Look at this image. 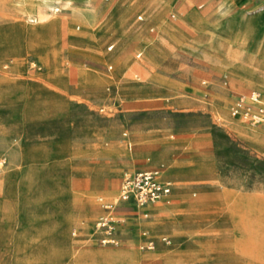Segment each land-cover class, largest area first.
<instances>
[{"label": "rangeland", "instance_id": "1", "mask_svg": "<svg viewBox=\"0 0 264 264\" xmlns=\"http://www.w3.org/2000/svg\"><path fill=\"white\" fill-rule=\"evenodd\" d=\"M259 11L264 0H0V264L21 249L37 264L97 250L128 251L126 264H264V136L233 126L264 123L230 113L264 89L193 17L212 29ZM255 41L232 40L235 57H259ZM154 161L173 180L154 205L168 207L113 212L124 236L94 242L122 179Z\"/></svg>", "mask_w": 264, "mask_h": 264}, {"label": "built area", "instance_id": "2", "mask_svg": "<svg viewBox=\"0 0 264 264\" xmlns=\"http://www.w3.org/2000/svg\"><path fill=\"white\" fill-rule=\"evenodd\" d=\"M139 55L140 53L137 54ZM230 113L251 123H264V102L260 92L251 90L247 94L238 96L230 106ZM172 187V180L163 178L158 169L137 170L124 177L118 190L119 202L112 207L104 204L107 213L100 214L93 223L94 242L101 245L118 244L117 226L120 221L112 214L116 207L127 205L147 217V206L164 200L170 194ZM162 240L169 242L167 236H163ZM149 242L151 245V241Z\"/></svg>", "mask_w": 264, "mask_h": 264}, {"label": "crops", "instance_id": "3", "mask_svg": "<svg viewBox=\"0 0 264 264\" xmlns=\"http://www.w3.org/2000/svg\"><path fill=\"white\" fill-rule=\"evenodd\" d=\"M193 17H194V22L196 23V25H198V27H200V28L207 27V29H209L207 32H199V37L204 35L205 39L208 41L207 43L209 45L213 46L216 44V48L219 49L221 52H224L226 55H229L231 53H232V55L235 53H239V50L235 46V44L232 43L231 41H228L227 38L224 35H222V33L219 30H215V28H214L219 23L224 22L225 18H227V17L220 19L218 21V23L213 26L212 29L208 28V26H206L205 21L203 20L202 17H199L195 13L193 14ZM261 17L264 19V12L261 13ZM260 38H261V41L263 43V48L259 51L260 54L258 53L259 57H255V55H253V54H255L253 51H249L250 53L248 52V55L251 57V59L255 63V70H256L255 73L251 74V78H247V77H244L239 72H237L240 76H242L246 80L248 85H254L256 87L258 84L260 86L264 85V27H262V29H261ZM138 53H140V55H141L142 52L138 51L136 53V56ZM239 66H240V62H237L236 65H232V66L230 65V67L235 71H237L236 69ZM260 94L262 96L261 92H260ZM233 126L235 128H237V130H240L245 135L253 136V135H257V134H260V135L262 134L264 136V127L247 128V127H244L242 125H233ZM153 166H155V161L150 162V163L147 162V163L141 164L140 165L141 168L139 170L150 169ZM174 169H176V167H175V165L172 164L170 166V170L172 171ZM159 171L162 174L163 178L172 180L170 177H168L164 174L167 171H165V170L164 171L159 170ZM172 182H173V180H172ZM172 189H173V187H172ZM154 204L155 203L147 206V211H148L147 217H144L137 210H135L136 217L149 218L151 211H152V207L155 209V213H158L160 215L159 211L156 210V207H158V206L157 205L155 206ZM131 208H133V207H130L127 205H119L117 208L114 209V212L115 213H126V212H129ZM119 221L120 222L118 223L117 229H119V227L124 225L122 220H119ZM122 235L123 234H121V235L117 234L118 238H119V236H122ZM132 257L133 256L128 251H124V252L123 251H109V250L87 251V252H82L80 254L79 253L76 254L74 256V258L69 259L67 261V263H65V264H126L127 262L129 263V261H132V263H134L135 260H133ZM49 261H51L52 264L53 263L60 264V261H58L59 262L58 263V262H56V259H52ZM39 263L42 264L41 261ZM15 264H37V263H35V261L30 262L29 258L26 257L25 254H23L22 249H21L19 252H17V255L15 256ZM43 264H49V262H46L44 260Z\"/></svg>", "mask_w": 264, "mask_h": 264}, {"label": "bare ground", "instance_id": "4", "mask_svg": "<svg viewBox=\"0 0 264 264\" xmlns=\"http://www.w3.org/2000/svg\"><path fill=\"white\" fill-rule=\"evenodd\" d=\"M259 21H261V12L259 11L256 16L254 17H247L245 16L242 12H238L236 15L230 16L227 19L222 22V32L225 33L228 38L230 37V32H233V37L230 39L236 40V41H243L245 42V46L242 47L243 49L247 47L250 38L252 37V33L256 32V47L262 49L263 48V43L260 38V32L262 27L259 25ZM239 46L241 45L240 43ZM243 45V44H242ZM250 53V52H249ZM236 54H229L230 57V62L231 64L236 65L237 62H240V66L237 68L238 71L242 72L245 77L251 78V74L255 73V63L251 59V57L248 55V52L246 53V56L244 60L239 61L238 57ZM255 57H257L256 54ZM112 68V66H111ZM89 75V74H88ZM87 78V77H86ZM100 78V77H99ZM258 87H262L264 89V85H257ZM262 97V96H261ZM263 102L264 99L262 98ZM174 205V204H173ZM172 205V206H173ZM168 207L167 204L165 203H160L158 206V211L162 212Z\"/></svg>", "mask_w": 264, "mask_h": 264}]
</instances>
